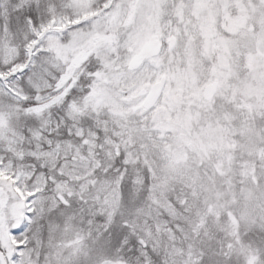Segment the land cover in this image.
<instances>
[{
	"label": "snow or ice",
	"instance_id": "6c2138e0",
	"mask_svg": "<svg viewBox=\"0 0 264 264\" xmlns=\"http://www.w3.org/2000/svg\"><path fill=\"white\" fill-rule=\"evenodd\" d=\"M0 264H264V0H0Z\"/></svg>",
	"mask_w": 264,
	"mask_h": 264
}]
</instances>
